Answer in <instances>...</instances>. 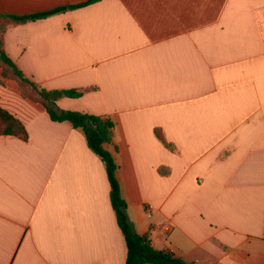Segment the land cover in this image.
I'll return each mask as SVG.
<instances>
[{"label":"crops","instance_id":"0c3cea01","mask_svg":"<svg viewBox=\"0 0 264 264\" xmlns=\"http://www.w3.org/2000/svg\"><path fill=\"white\" fill-rule=\"evenodd\" d=\"M0 0L3 49L62 111L108 117L134 231L189 264H264V0ZM1 72V70H0ZM1 80V76H0ZM0 107V264H124L101 161L14 81ZM160 136L171 148L158 138Z\"/></svg>","mask_w":264,"mask_h":264},{"label":"trees","instance_id":"16d2710c","mask_svg":"<svg viewBox=\"0 0 264 264\" xmlns=\"http://www.w3.org/2000/svg\"><path fill=\"white\" fill-rule=\"evenodd\" d=\"M98 0H89V4ZM79 6H68L48 12L31 14L27 16H14L0 14V84L5 80L14 81L22 98L40 104L53 122H67L73 129L82 133L89 150L97 156L103 164L110 190L109 200L114 211L117 225L123 235L126 245V259L124 264H189L178 258L172 252L155 250L146 234L136 233L128 220L126 203L120 196L119 185L115 179L116 164L111 154L104 148L112 140L113 122L108 117H101L89 113L62 111L56 106L61 98H78L80 92L75 90H46L30 81L6 55L3 49V34L9 24H23L29 21L43 19L49 15L65 9H74ZM0 136H13L20 140H27L24 126L0 107ZM158 138L167 148H171L164 140Z\"/></svg>","mask_w":264,"mask_h":264}]
</instances>
